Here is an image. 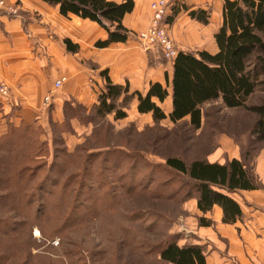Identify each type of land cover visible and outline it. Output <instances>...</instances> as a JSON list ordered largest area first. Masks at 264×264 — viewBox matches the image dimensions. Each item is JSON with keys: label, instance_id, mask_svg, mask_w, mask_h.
<instances>
[{"label": "rangeland", "instance_id": "1", "mask_svg": "<svg viewBox=\"0 0 264 264\" xmlns=\"http://www.w3.org/2000/svg\"><path fill=\"white\" fill-rule=\"evenodd\" d=\"M5 1L17 12L9 15L0 10V16H21L17 3ZM154 1L150 3V25L144 31L152 27ZM218 1L221 0L210 1L209 13ZM183 2L177 0L169 8L168 12L171 11L158 23L159 27L177 53L212 52V37L222 21H210L214 29L210 36L186 15L184 22L175 21L178 26L183 24L182 32L197 33L199 39L179 37L178 26L173 29L172 22ZM144 31L134 35L138 43L146 52L166 60L159 47L140 39L139 34ZM58 80H62L61 85L54 83L39 102L38 117L28 125L29 135L10 134L11 129L24 124L11 126L0 122V220L7 219L16 226L25 219L17 210V200L7 198L13 192L8 184L10 175L29 166H22L17 160L24 158V153L29 161L32 159L29 167L33 171V186L43 185L39 194L44 197L40 201L37 195L32 198L35 208L28 225L35 222V226L20 224V229L9 238L3 234L8 228L0 225V264H157L154 255L144 253L184 236L195 221L193 197L197 201L194 186L187 177L166 169V159L177 158L186 165L193 160H208L218 151L220 138L227 137L240 147L241 160L250 170L254 157L264 151V140L255 135L257 117L243 108L227 109L220 101L205 104L201 108L200 127L194 129L188 118L176 125L168 118L144 124L145 119H137L136 112H130L129 102H116L126 116H131L118 122L113 114L98 115L95 106L77 110L73 102H61L57 107L53 98L66 78ZM2 88L6 89L5 95L0 92L2 120L14 111L19 116L25 100L19 86L15 88L0 74ZM262 103L264 93L259 88L247 105ZM25 142L22 151L19 146ZM220 161L228 163L226 159ZM16 194L17 191L15 197ZM7 203H16V208L6 206Z\"/></svg>", "mask_w": 264, "mask_h": 264}, {"label": "crops", "instance_id": "2", "mask_svg": "<svg viewBox=\"0 0 264 264\" xmlns=\"http://www.w3.org/2000/svg\"><path fill=\"white\" fill-rule=\"evenodd\" d=\"M108 1L121 3L123 0ZM132 1L133 10L125 14L121 20L122 27L127 31L125 41L113 42L104 48H97L95 46L97 42L108 39L107 32L98 24L74 15L65 18L59 14L57 7L41 0H9V3L18 4L22 17L0 16V74L15 88L19 86L25 100L19 116L15 114L17 111H14L9 115L6 114L8 116L2 120L0 112L1 124L9 123L8 125L11 126L30 124L35 117H38L36 110L43 95L47 94L53 88L55 81L61 77L66 78V82L57 90L53 98L57 107L61 102H73L72 104L86 108L96 106L99 94L105 90L106 78L113 85L126 86L127 95L139 93L145 96L150 86L156 83L166 88L165 75L167 74L170 80L172 62L146 52L134 37L136 33L146 30L150 25L152 0ZM210 1L185 0L177 9L179 11H176L172 28L178 26V21H183L184 16L190 18L188 13L200 9L207 11L208 23L203 24L196 19L190 21H195L197 26L205 28L204 33L213 36L214 29L210 27V21L221 23L225 0L215 2V9L209 13ZM182 25L176 28L179 37L187 35L188 39L195 41L199 39L197 33L182 32ZM212 38L214 39V36ZM66 41L71 48L68 49ZM216 51L214 41V50L209 53L213 54ZM166 89L168 96L163 102L156 98H152L151 102L168 116L172 108L171 89ZM122 100L123 96L117 103L121 104ZM128 102L131 107L130 112H136L137 119H145L144 124L152 121L151 113H138L136 96L130 98ZM130 117L127 113L125 119ZM120 121L122 120H118ZM241 157L243 153L240 147L229 138L222 137L219 140L218 151L205 161L209 164L224 165L220 161L222 158L223 161L237 160L243 163ZM250 172L254 176V189H237L230 193L219 190L240 207L241 216L234 223L222 222L223 213L218 206H213L210 212L203 214L198 210L196 198L193 197L192 213L195 221L184 236L174 240L175 244L178 247H200L205 264H264V189L262 187L264 151L254 157ZM200 217L210 221L211 224L198 225L197 221Z\"/></svg>", "mask_w": 264, "mask_h": 264}, {"label": "trees", "instance_id": "3", "mask_svg": "<svg viewBox=\"0 0 264 264\" xmlns=\"http://www.w3.org/2000/svg\"><path fill=\"white\" fill-rule=\"evenodd\" d=\"M41 1L57 7L59 14L64 17L74 15L90 20L104 29L108 39L97 42L95 44L97 48H104L110 43L123 42L126 39L127 31L122 27L121 20L125 14L133 10L132 0H123L121 3L108 0ZM189 15L203 24L208 23V14L203 10L190 12ZM214 41L217 51L213 54L206 51H181L172 60L170 80L169 76L165 75L166 88L171 89L172 108L168 116L151 102L152 98L163 102L168 96L167 89L162 85L157 83L151 85L145 96L139 93L127 95L126 86L113 85L107 78L105 90L98 96L96 113L100 116L113 114L115 120L123 119L126 113L116 105L117 100L123 96L121 104H126L130 98L136 96L138 113H151L154 122L168 118L170 123L176 125L188 118L189 125L198 129L201 124L202 106L220 101L227 109L243 108L255 115L257 117L255 135L257 139L264 140V103L247 105V101L257 89L260 88L264 93V0H226L222 9V24L214 35ZM65 43L68 49L71 48L68 41ZM75 108L78 110L82 107L75 104ZM75 115L78 117V114ZM24 125L26 126L22 125L19 129H11L10 134L15 137L18 132L25 136L29 135V124ZM25 147L26 142L22 147L19 146L22 151ZM17 160L22 166H30L32 163V159L29 161L25 153L24 158L18 157ZM29 166L21 167L17 174L9 177L11 181L8 184H11L13 192L8 194L7 198L17 200V210L25 218L16 226L7 219L0 220V225L8 228L3 234H8L9 238L20 229V224L29 228L35 226V222L28 225L29 216H32L31 211L35 208L32 198L35 195L39 201L44 198L39 194L43 185L37 188L33 186L34 176L31 175L33 171ZM165 166L177 175L187 177L186 179L194 186L197 208L200 212L206 214L213 206H218L223 213L222 222L226 224L234 223L241 216V210L235 201L219 190L230 193L237 189L255 188L253 174L237 160L218 165L198 159L186 165L177 158H169L166 159ZM63 184L66 187L65 181ZM262 187L264 189V180ZM37 202L36 200L34 204ZM15 204L7 203L6 206L16 208ZM40 207L41 203L37 211H40ZM198 221L200 226L211 224L203 217ZM174 240L158 244L155 251L148 250L144 254L154 255L157 264H205L200 247H178Z\"/></svg>", "mask_w": 264, "mask_h": 264}, {"label": "built area", "instance_id": "4", "mask_svg": "<svg viewBox=\"0 0 264 264\" xmlns=\"http://www.w3.org/2000/svg\"><path fill=\"white\" fill-rule=\"evenodd\" d=\"M177 0H155L151 5L152 15H153V24L147 31L141 32L139 37L147 45H156L162 51L163 56L167 61H172L177 55V51L174 49L171 41L165 35L163 29L158 25L160 21L166 17L167 12L171 6ZM0 10L9 14L15 15L17 9L9 7L5 0H0ZM62 80L55 82L56 86L61 85ZM2 94H6V89L2 88L0 90ZM51 96H47V100H50Z\"/></svg>", "mask_w": 264, "mask_h": 264}]
</instances>
